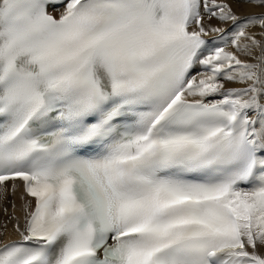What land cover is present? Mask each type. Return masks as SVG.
Instances as JSON below:
<instances>
[{
  "label": "snow or ice",
  "instance_id": "1",
  "mask_svg": "<svg viewBox=\"0 0 264 264\" xmlns=\"http://www.w3.org/2000/svg\"><path fill=\"white\" fill-rule=\"evenodd\" d=\"M19 189L0 264H264V0H0Z\"/></svg>",
  "mask_w": 264,
  "mask_h": 264
},
{
  "label": "bare ground",
  "instance_id": "2",
  "mask_svg": "<svg viewBox=\"0 0 264 264\" xmlns=\"http://www.w3.org/2000/svg\"><path fill=\"white\" fill-rule=\"evenodd\" d=\"M238 14H244L248 9L242 5H233ZM215 23V22H214ZM230 27V26H229ZM235 86V85H230ZM22 189L16 191L15 194L9 192L5 199H0V226L7 222V233L4 236V241L7 242L9 239H18V236L14 233L13 224L15 221H9V217L16 216L20 219V223L23 224V211L22 205L23 201L21 200ZM15 204V211L12 208V205ZM4 208L8 209V212H4ZM2 231V228H0Z\"/></svg>",
  "mask_w": 264,
  "mask_h": 264
},
{
  "label": "rangeland",
  "instance_id": "3",
  "mask_svg": "<svg viewBox=\"0 0 264 264\" xmlns=\"http://www.w3.org/2000/svg\"><path fill=\"white\" fill-rule=\"evenodd\" d=\"M10 218H11V217H9V220H8V222H9V221H11V220H10Z\"/></svg>",
  "mask_w": 264,
  "mask_h": 264
}]
</instances>
